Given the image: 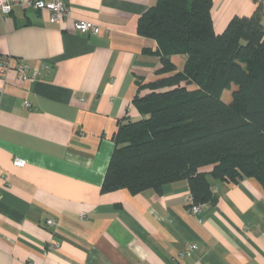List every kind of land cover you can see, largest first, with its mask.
Here are the masks:
<instances>
[{
	"label": "crops",
	"instance_id": "obj_1",
	"mask_svg": "<svg viewBox=\"0 0 264 264\" xmlns=\"http://www.w3.org/2000/svg\"><path fill=\"white\" fill-rule=\"evenodd\" d=\"M60 1L72 19L51 24L22 6L0 14V60L50 66L33 82L0 74V264H264V190L254 179L212 180L214 198L197 214L186 180L101 191L118 124L140 118L132 99L160 78L155 41L137 34L157 0ZM256 11L264 28V0H212L214 31ZM77 19L100 33L76 32ZM170 61L181 70L185 57Z\"/></svg>",
	"mask_w": 264,
	"mask_h": 264
},
{
	"label": "trees",
	"instance_id": "obj_2",
	"mask_svg": "<svg viewBox=\"0 0 264 264\" xmlns=\"http://www.w3.org/2000/svg\"><path fill=\"white\" fill-rule=\"evenodd\" d=\"M211 7L212 0H157L140 17L137 34L155 41L160 78L132 99L140 118L118 124L103 193L159 192L186 180L193 204L206 205L212 180L254 179L264 190V28L256 11L217 34ZM172 56L185 57L181 70Z\"/></svg>",
	"mask_w": 264,
	"mask_h": 264
},
{
	"label": "built area",
	"instance_id": "obj_3",
	"mask_svg": "<svg viewBox=\"0 0 264 264\" xmlns=\"http://www.w3.org/2000/svg\"><path fill=\"white\" fill-rule=\"evenodd\" d=\"M22 6L30 8L34 11L43 12L47 16V22L54 24L72 19V9L64 5L60 0H52L46 3L42 0H0V14L8 15L11 13L13 7ZM73 28L76 32L81 34L98 35L101 31V27L91 21L86 20H73ZM14 60V63H12ZM50 66L40 64L37 68L31 69L26 63L20 60L8 58L7 62L0 60V74L5 75L9 71H14L21 82H33L36 80L38 74L41 71L48 72ZM28 106V105H26ZM12 165L16 168H22L25 165V161L15 158L12 161ZM185 202L188 205V210L197 214L204 207V205H194L190 195L185 197ZM46 226H52V221L47 220ZM192 246L189 245L184 253L178 254L174 257V260H182L185 255H188L192 250Z\"/></svg>",
	"mask_w": 264,
	"mask_h": 264
},
{
	"label": "rangeland",
	"instance_id": "obj_4",
	"mask_svg": "<svg viewBox=\"0 0 264 264\" xmlns=\"http://www.w3.org/2000/svg\"><path fill=\"white\" fill-rule=\"evenodd\" d=\"M232 90L233 89H231L230 91H225L223 93L222 98H221L223 102H225V103H229L230 102V100H231V91Z\"/></svg>",
	"mask_w": 264,
	"mask_h": 264
}]
</instances>
